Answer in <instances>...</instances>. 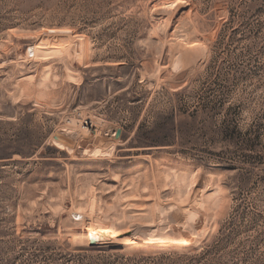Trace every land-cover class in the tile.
Segmentation results:
<instances>
[{
    "label": "rangeland",
    "instance_id": "1",
    "mask_svg": "<svg viewBox=\"0 0 264 264\" xmlns=\"http://www.w3.org/2000/svg\"><path fill=\"white\" fill-rule=\"evenodd\" d=\"M0 264H264V0H0Z\"/></svg>",
    "mask_w": 264,
    "mask_h": 264
},
{
    "label": "bare ground",
    "instance_id": "2",
    "mask_svg": "<svg viewBox=\"0 0 264 264\" xmlns=\"http://www.w3.org/2000/svg\"><path fill=\"white\" fill-rule=\"evenodd\" d=\"M52 34L54 36H56L58 41L61 43V48H60L61 50L60 51H65V53L70 52L74 57H78V58L84 56L85 50H86L85 49V42L83 41L82 36L80 34L79 35H76V34L66 35L65 33H56V34L52 33ZM48 39H50V36L43 38V39L41 38L40 41L36 42L35 44H31L27 49V54L32 55V56H36V57H44L45 58L48 55V53H47L48 51L46 52L44 50L43 44L45 42L48 43L47 42ZM48 50H50V49H48ZM92 132L95 133V130H93ZM131 222L133 223L132 226L135 229H149V228H152L154 226V220L153 219H145V218L144 219H133V220H131ZM129 230L130 229H124L121 232H119V231L117 232L116 230L110 231L108 229L107 232L104 230V232L103 233L101 232L100 235H102V236L108 235L110 237V239H116V238H122V237L125 238L126 236H128L127 234L129 232ZM91 233L93 234L92 231H91ZM92 234H87V235H92ZM100 235H99V237H100Z\"/></svg>",
    "mask_w": 264,
    "mask_h": 264
}]
</instances>
